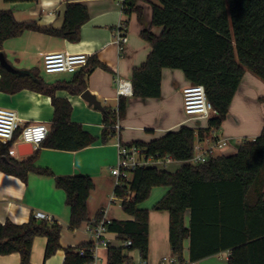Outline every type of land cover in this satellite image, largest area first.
<instances>
[{
  "label": "trees",
  "instance_id": "obj_1",
  "mask_svg": "<svg viewBox=\"0 0 264 264\" xmlns=\"http://www.w3.org/2000/svg\"><path fill=\"white\" fill-rule=\"evenodd\" d=\"M137 2L125 0L124 12L140 14ZM89 19L87 5L80 2L65 3L60 27L40 25L35 19L20 21L12 9H0V55L7 40L27 31L78 42L82 25ZM153 26L162 27L161 34H155ZM141 35L151 43L152 51L133 69V96L159 98L163 69H181L192 84L204 85L214 114L205 126L183 124L151 142H134L147 156L170 157L185 163L175 172L155 165L138 167L121 186L115 187L122 210L131 219H110L106 224L107 231L116 232L121 243L130 240L131 244L110 245L109 264H132L127 252L134 249L139 250L141 260H148L150 210L141 204L156 187L168 188L152 209L169 213V241L172 254L180 262L185 257L184 243L189 239V259L193 262L227 251L228 264H264V127L256 138L244 139L234 154L218 153L206 162H190L195 154V143L209 139L213 130L221 128L246 71L264 81V0H159V4L152 5L150 27L142 29ZM91 60L75 72L71 80L52 83L47 82L37 69L11 71L0 60V91L14 94L29 89L51 97L53 119L49 134L40 147L78 151L98 140L82 124L72 120L71 102L56 96L59 89L72 94L86 90L87 75L97 66L106 67ZM126 106L124 97L120 98L117 109L104 106L103 143L119 135L115 124L125 116ZM20 132L21 128L17 129L10 142L0 140V170L24 181L31 172L53 177L56 187L65 192L72 230L101 219L103 210L97 212L93 221L89 216L88 201L95 188L91 176L82 173L58 175L49 167L35 165L39 149L23 159L10 155ZM61 231L59 222L39 219L36 215H31L24 223L9 220L0 223V255L19 253L21 264H28L34 239L45 236V259L64 249V264H89L92 241L64 248L60 243ZM80 248L86 249L85 255L80 253Z\"/></svg>",
  "mask_w": 264,
  "mask_h": 264
},
{
  "label": "crops",
  "instance_id": "obj_2",
  "mask_svg": "<svg viewBox=\"0 0 264 264\" xmlns=\"http://www.w3.org/2000/svg\"><path fill=\"white\" fill-rule=\"evenodd\" d=\"M66 2H80L87 5L90 19L82 25L81 39L71 42L68 39L45 34L39 31H27L19 37L7 40L2 51V61L17 72L39 70L47 82L57 80L69 81L74 73H63L62 76L46 77L43 66V55L49 51L86 52L91 61H99L106 67H95L86 77V89L96 95L103 106L117 108L120 98L116 93V74L120 73L132 78L133 69L140 66L152 51V45L141 35L142 29L150 27L152 5L159 0H138L141 13L127 15L122 8L121 0H38L28 2H12L9 9L18 20L35 19L40 25L52 24L60 27L63 23V11ZM23 14L19 19L17 14ZM125 24L128 40L123 48L115 42L118 24ZM155 34H161L163 28L153 26ZM4 65V64H3ZM91 65V64H90ZM48 75V74H47ZM50 75V74H49ZM191 82L181 69L164 68L162 71V94L159 98L124 97L127 101L126 114L119 119L120 131L108 143L101 141L103 130L102 110L90 105L80 94H72L68 90L59 89L56 96L67 98L73 106L72 120L83 125L84 129L98 138L92 145L78 151H64L47 147L39 149L35 165L49 167L58 175L86 174L93 178L95 188L91 192L88 209L93 221L99 210H106L109 219H131V216L116 210L121 207L117 199L109 206V199L115 190V177L111 168L117 161L116 144L120 139L125 143L136 141L151 142L160 138L170 130H177L181 125L191 127L207 125L208 118L187 119L183 109L182 89ZM264 81L250 71L244 74L240 86L230 105L227 118L219 130H213L209 139L203 141L210 144L219 139H227L228 144L218 150L220 154H234L244 139L259 136L264 127ZM49 99V100H48ZM105 101L106 104L103 103ZM113 102V103H111ZM0 107L16 110L20 116V125L45 122L49 127L53 119L54 107L51 97L37 91L23 89L10 94L0 91ZM33 151V152H34ZM31 155V154H30ZM29 155L13 157L26 158ZM175 164V172L185 162L172 160L161 163L157 167L164 169L167 164ZM167 170V169H166ZM155 189V188H154ZM164 188L162 193H166ZM64 190L56 187L53 177L31 172L27 181L0 170V223L27 222L31 215L45 213L62 225L61 245L66 248L89 242L90 235L86 231L89 223L80 228H69L70 208L65 201ZM119 203V204H118ZM149 208L150 254L148 264H158L162 256L171 254L169 241V213ZM189 223V214L186 216ZM106 238L111 245L119 246L121 241L116 232L108 231ZM47 237L37 236L34 239L32 256L28 264H64L65 250L59 249L45 259ZM190 240L184 243V256L189 258ZM108 255V250H101ZM133 262L141 260L139 250L127 252ZM229 253L221 252L202 259L196 264H228ZM0 264H21L19 253L0 255Z\"/></svg>",
  "mask_w": 264,
  "mask_h": 264
},
{
  "label": "built area",
  "instance_id": "obj_3",
  "mask_svg": "<svg viewBox=\"0 0 264 264\" xmlns=\"http://www.w3.org/2000/svg\"><path fill=\"white\" fill-rule=\"evenodd\" d=\"M124 2L125 0H121ZM124 3L122 4V8ZM125 24H118L115 32V42L120 48L126 44L128 40ZM89 61V55L86 52H65V51H49L43 55L42 69L48 74L59 73H75L84 68ZM116 93L117 97H128L133 95V83L130 78L122 74H116ZM183 95V109L187 119H203L208 118L214 108L212 103L208 100L206 90L202 84H188L182 89ZM117 109V108H115ZM20 116L16 110L6 107H0V140L4 143L10 142L14 139L15 132L21 128L17 139L14 141L9 153L11 156L19 152V145L22 143H30L33 148H37L47 138L50 127L45 122L31 123L27 125H20ZM115 128L119 132L121 127L118 122ZM227 139L213 140L210 144H205L198 140L195 143V154L190 160L192 163L206 162L210 157L218 154V150L222 149L228 144ZM117 147V161L111 168V172L115 177V187L121 186L124 180L130 178L131 173L138 167L148 165H158L161 163H168L172 161L170 157L155 158L154 156H147L145 150L136 143H125L118 141ZM119 199L115 191L111 194L109 199V206L114 204ZM103 211V217L96 223H89L86 226V231L90 235L92 245L89 248L92 257L89 264H109L108 255L101 253V250H108L111 243L106 238L107 227L106 224L110 219ZM36 217L53 222V218L45 213L38 212ZM123 245H130V240L122 242ZM82 255L86 254L85 248H80ZM128 264V263H125ZM132 264H148L147 261L140 260L132 262ZM158 264H196L188 257H184L183 262H180L178 257L174 254H167L162 256Z\"/></svg>",
  "mask_w": 264,
  "mask_h": 264
},
{
  "label": "rangeland",
  "instance_id": "obj_4",
  "mask_svg": "<svg viewBox=\"0 0 264 264\" xmlns=\"http://www.w3.org/2000/svg\"><path fill=\"white\" fill-rule=\"evenodd\" d=\"M9 5H10V3H8V2H6L5 0H0V9H9ZM17 17L19 18V19H22L24 16H23V14H20V13H18L17 14ZM20 21H23V20H20ZM44 72V71H43ZM44 74H45V76L46 77H51V76H53V75H57V76H62V75H64L63 73H59V74H48V73H45L44 72ZM48 74V75H47ZM103 103L104 104H106L105 103V101H103ZM111 103H113V102H111ZM108 106V105H107ZM19 157H21V155L19 154V152L17 151V153H16ZM174 166H175V164L173 163V164H167V166L164 168V169H173L174 168ZM164 188H166V189H168L167 187H156L152 192H151V195H150V197L147 199V200H145L142 204H141V206L142 207H144V208H151V207H153V205L163 196V194L162 193H164L163 192V190H164ZM167 191V190H166ZM119 204V203H118ZM115 208H116V210L117 211H119V212H122V213H125L123 210H122V207H120L119 205H116L115 206Z\"/></svg>",
  "mask_w": 264,
  "mask_h": 264
},
{
  "label": "water",
  "instance_id": "obj_5",
  "mask_svg": "<svg viewBox=\"0 0 264 264\" xmlns=\"http://www.w3.org/2000/svg\"><path fill=\"white\" fill-rule=\"evenodd\" d=\"M0 60H1V64L8 68L11 71H15L13 70L10 66H8V64H6L5 62L2 61V56L0 55ZM17 72V71H16ZM81 97L87 101L90 105H93L95 107H97L100 110H104V106L102 105V102L100 100H98V98L96 97V95H94L93 93L90 92V90L86 89L81 93ZM19 154L21 156H25V155H30L33 153L34 149L33 146L30 143H22L19 145Z\"/></svg>",
  "mask_w": 264,
  "mask_h": 264
},
{
  "label": "bare ground",
  "instance_id": "obj_6",
  "mask_svg": "<svg viewBox=\"0 0 264 264\" xmlns=\"http://www.w3.org/2000/svg\"><path fill=\"white\" fill-rule=\"evenodd\" d=\"M49 100V99H48Z\"/></svg>",
  "mask_w": 264,
  "mask_h": 264
}]
</instances>
